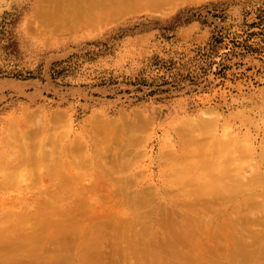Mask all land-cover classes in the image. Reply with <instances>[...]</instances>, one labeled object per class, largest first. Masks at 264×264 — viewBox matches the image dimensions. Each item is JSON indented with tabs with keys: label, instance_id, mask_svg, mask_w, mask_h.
I'll list each match as a JSON object with an SVG mask.
<instances>
[{
	"label": "rangeland",
	"instance_id": "obj_1",
	"mask_svg": "<svg viewBox=\"0 0 264 264\" xmlns=\"http://www.w3.org/2000/svg\"><path fill=\"white\" fill-rule=\"evenodd\" d=\"M50 4L54 3L0 0V264H33L39 258L46 261L45 257L52 255L29 258L26 249L35 244L24 246L20 242L34 228L26 215L43 213L48 207L55 208L53 212L61 216L72 217L75 213L87 224L96 216L100 222L102 219L105 223L107 218L108 222L112 221V225L96 224L89 229L95 240L105 233V248L112 246L113 249L110 257L114 251L126 247L131 249L124 250L125 253L133 256L135 245L128 242L134 232L112 226H118L116 222L122 219L129 220L133 213H145L148 218L145 224L151 228L148 232L155 245L163 241L167 248L169 240L175 239V231L166 226L175 227V221L183 216L202 217L199 235L204 240L197 256L204 253L202 256L208 260L216 253L214 259H219L216 256L222 247L220 254L227 258L219 257L226 259V264H264V240L257 241L252 250L249 248V257L242 255L237 259L233 252L239 244H232L226 237L236 223L248 225L235 230L244 243L264 231L262 224L253 225L255 217L264 219V0H179L167 3L169 6L164 4L166 8L163 5L162 10L158 8L160 11L128 13L117 21L85 27L83 32L81 28L75 29L74 33L68 24L61 27L63 32L55 26L56 30L50 31L54 30L52 23H57L56 17L46 16L44 11ZM38 112L41 113L38 117L44 114L42 119L33 117ZM53 113L61 116L58 114L55 119ZM97 117L107 122L106 125L109 122L110 130L114 127L111 124L121 121L119 127L115 126L118 134L132 125L129 128L133 131L128 128L127 133L133 140L127 136L130 140L127 141L122 138L126 132L120 133L122 145H126L122 146L124 150L130 148L127 142L132 143L131 147L135 145L136 133L140 137L144 132L141 136L144 139H137H142L136 143L140 145L129 149L127 160L119 155L123 152L118 149L121 145L115 148L118 141L121 143L120 134L117 138L116 131V135L112 133L115 128L111 130L117 144L115 138L113 142L109 138L110 130L105 138L100 134L102 128L99 129ZM143 118L149 123L148 128L145 124L140 126ZM54 119L56 125L65 126L55 129L56 125L51 123ZM92 121L100 133L94 126L91 128ZM47 125L53 126L56 132L60 129L57 132L60 151L73 140L78 143L80 139L83 143V149L78 146V154L75 153L77 166L67 161L73 155H67L68 159L60 156L71 167L60 159L53 162L54 157L40 164L20 161L24 156L23 144L21 147L17 140H24V132L29 133L36 127L41 128L43 135V127ZM183 125L186 126L182 131ZM121 127L125 128L121 131ZM40 131H37L39 135ZM199 134L202 138L209 137L210 149L217 148L213 142L219 139L224 143L228 140L230 145L236 143L237 149L232 148L231 154L230 150L226 151L224 157H235L238 171L245 175L237 176L256 186L252 190L256 191L252 196L254 205L247 198L249 192L240 191L239 197H231L222 206L219 204L222 202L214 200L216 209L192 211L191 199L179 196L183 191H191V184H197V179L203 177V169L194 164L200 151H192ZM205 147L209 150V146ZM56 161L59 170L69 171L65 179L73 178L74 183L65 181L61 187L56 183L61 182V176L55 177V181L54 176L48 175V167ZM75 173L80 177H75ZM223 184L230 188L227 183ZM225 218L231 225L221 229ZM138 226L135 229L140 231L142 227ZM209 230L212 236L206 243ZM60 238L56 236L37 244L49 245V248ZM176 248L173 254L166 255L167 262L172 255L174 258L181 255H176L179 252ZM238 248L236 254L240 255L241 248ZM209 249L215 253L209 254L206 251ZM137 253L138 250L134 254ZM118 257L123 259L121 251ZM180 258L175 260L180 262ZM73 260L74 264H88L80 257ZM73 260L69 263L73 264Z\"/></svg>",
	"mask_w": 264,
	"mask_h": 264
},
{
	"label": "bare ground",
	"instance_id": "obj_2",
	"mask_svg": "<svg viewBox=\"0 0 264 264\" xmlns=\"http://www.w3.org/2000/svg\"><path fill=\"white\" fill-rule=\"evenodd\" d=\"M176 1H177V3L179 2V0H50V2L55 4V6H54V4H50V5H48L49 7L47 6L48 9H44V11L46 13V16L56 17L57 18V23H52V26H53L52 28H54V26H55L56 29H60L62 26L65 25V27H66V25L68 24L67 27L70 28V30H71V28L74 29V31L71 32L72 30L70 31L67 28L65 30L69 31L71 33H74L75 29H80L81 28L80 29V31H81L85 27L88 28L89 26H94V28H95L97 26H103L104 24H107L108 22H111L113 20L117 21L118 18L120 19L121 16H123L125 14H128V13L129 14L130 13L133 14L134 12L135 13L136 12H140V11L142 12V10L150 11L149 9H151V10L154 9V11H158V10L160 11V9L162 10L164 4L166 6H169L168 4H170L172 2L174 4V2H176ZM181 1H188V0H181ZM56 4H57V6H56ZM58 4H60V6ZM166 6H165V8H166ZM158 8H160V9H158ZM46 21L50 22L48 20V18H46ZM65 27H62V28H65ZM55 28H54V30L50 29V31H52V32L55 31L56 30ZM62 28L60 30H62ZM87 28H85V29H87ZM89 28H93V27H89ZM60 30H58V31H60ZM63 31H64V29L61 32H63ZM81 32H83V31H81ZM38 114L40 115L41 113L38 112L37 116H33V117L34 118L36 117V119H37ZM58 114H59V116H61V113H58ZM58 114H55L56 115V117H55V115L53 113V117L55 119H57V115ZM140 114H139V116H140ZM28 115L29 114H27V116ZM32 115L33 114H31L30 116H32ZM43 115H41L39 117L41 118ZM125 116L126 115H124V117ZM98 117L101 118L100 116H98ZM103 117H104V115L101 118L102 120H103ZM44 118L45 117H43V119ZM95 118H96V116H95ZM99 118L95 119V120L98 121L97 123L100 122L99 125L101 127H99V129L102 128V129H100V131L102 130V132L104 134L102 132L101 133L97 132L98 131L97 130L98 127L96 128L95 127L96 125L94 126V124H95V123L93 124V121H95L94 119L92 121L93 125H91V128H92V126H94L93 129L96 128V132L100 133L101 135H104L105 138H108V136H110L109 138H111V141L114 138L116 139L115 136H114V138L111 137V136H113L112 133L115 134V131H116L117 138H118V135L121 132H119V134H118L116 128L119 127V125L121 124L120 123L121 122L120 119L118 120L120 122H115L114 121L115 124L117 123V125L111 124V126H114L113 128H115V130L113 128H111V130L113 129L112 130L113 132L111 133V130L108 127V126H110V125H108L110 123L108 122V124L106 125L107 122L105 123V121L104 122L100 121L101 119L99 120ZM135 118H137V117L135 116ZM140 118H141V116H140ZM55 119L52 120L55 123L51 121V123H53L54 127L56 125V120ZM60 119H61V117H60ZM107 120L108 119H106V121ZM122 120H124V118H122ZM204 120H206V119H204ZM57 121L60 122L59 118H58ZM145 121L146 120H144V118H143L142 121H141L143 124L141 123L142 125H140V123H139V125L143 126L145 124L146 127L148 128L149 127V125H148L149 123L147 121H146L147 122L146 123ZM46 122H47V120H46ZM46 122H45L44 125H46ZM58 122H57V124H58ZM125 122H126L125 124L127 125V121L126 120H125ZM135 122H136V120H135ZM213 122L214 121H211V124ZM102 123H104L103 127L101 125ZM118 123H120V124H118ZM35 125H38V124L36 123ZM41 126H43V125H41ZM57 126L62 127V126H65V125H56L55 129L57 128ZM115 126H117V127H115ZM129 126H132V125H129ZM129 126H128V128H129ZM185 126L186 125H183L182 127L180 126L182 128L181 129L182 131H183V127L185 128ZM198 126H200V122H199ZM212 126H214V125L212 124ZM59 127H58V129H59ZM104 127L106 128L105 130H108V131H106V133H105V130L103 131ZM196 127H197V125H196ZM36 128L38 129L39 127H36ZM52 128H53V126H49V125H47L46 127H43V129H45L43 131V135H42V132L40 131L41 128H39V130L33 128V130H31V131L29 130V133H27V131H28L27 130L26 133L24 132V135H23L25 137V139L24 140L23 139H18L17 140V142L21 145V147H22V144H23V152H24L23 154H24V156H23L22 160H20V161H22V163L30 164L31 161L36 163V164L37 163L38 164L46 163L48 160H50L49 158L54 157L53 162L55 160L60 159V161L64 165H70V163H72V162L75 163L76 166L78 165L77 163H79V162L77 161L78 159L76 158V155L78 154V152H77L78 150L77 149H79L78 146H80L82 148L83 146H81V145H83V143L79 142L80 139L78 138L79 139L78 143H77V140L76 141L73 140L66 147H63V151H60V147H59L60 146V144H59V142H60L59 140L60 139L57 136L58 135L57 132H59L60 129L57 130V132H56V130L54 128H53L54 129L53 130ZM122 128H125V127H121V131H122ZM135 128L137 129V127H135ZM179 128H177V130H179ZM199 128L201 129V127H199ZM12 129L14 130V128H12ZM127 129L123 130V132H126V133L122 132L123 136L125 134V136L122 137V138H125L127 136L129 137L130 134L127 133L128 130H132L133 131V129H131V127L128 130ZM138 129H140V128H138ZM13 130H11V131H13ZM109 130H110V134H112V135L109 134ZM147 130L148 129H146V131ZM181 130H179V131H181ZM185 130H187V127H186ZM37 131H40V135H42L41 137H40L39 133H37ZM198 131H201V130H198ZM96 132L94 130V133H96ZM134 132H133V134H134ZM138 132H140V131L138 130ZM9 133H10V131H9ZM194 133L196 134V130H195ZM105 134H109V135L105 136ZM121 134L119 135L120 139L118 138V140H121V143H120V141L117 142V139L114 140V141H115V143L116 142L118 143V144L116 143L117 146L115 148H118V145L119 146L121 145L120 146L121 149L120 148H118V149L120 151L122 150L123 152H120V154H119V151L117 149V152H115V154L117 155V153H118L120 156H122V159H124V157H125V160H127L128 158L126 156H128V154H130L129 153V149L130 148L132 149L134 146L137 147V146L140 145V143L137 144V145H136V143L139 142V141L141 142L142 139L141 140H137V139H140V138L144 139V137H141L142 134H144V132L141 133L140 137L137 136L138 134L136 133L135 136L137 137V139L135 141V145H132L133 147H131L132 143H128L127 142V141H130V140L125 138L127 140V141H125V142H127L126 144L128 145V147H130L129 149L126 148L128 151L124 150L125 148L122 149L126 145H122V141L124 142V140L121 139V136H122ZM203 135L204 134H202V136ZM205 135H206V137L208 136L207 134H205ZM130 136H132V135H130ZM208 138L209 137H207V138L203 137L202 138L200 136V134H199V136L197 138L198 140H197V142L195 144L196 146H198V148L195 146L193 148V150H192V151H194V149H199V151H200V152H198L196 150L198 154L196 156L197 159L194 161V164L199 165L200 168L203 169L202 170L203 171V177H199L197 179L198 180L197 184H194V185L191 184V191H186V192L183 191V193H180L179 196H185L186 199L187 198L191 199L189 204L192 206V211H196L197 208H201L200 211H205L206 209H208V210L216 209V208H218V206L217 205H215V206L213 205L214 204V202H213L214 200L216 202H222V203H219L222 206L223 202L226 201V200L231 199V197L232 198L233 197H237V196L239 197V192L240 191L242 193H244V192L248 193L249 192L247 198H248L249 202L252 205H254V201H253L254 197H252V196H255L256 191H252V190H256L255 189L256 186H252L251 182L248 181V179L245 180L246 183L243 182L244 179H242V177H238L237 176L241 172H239L238 171V167H236L238 164L236 163L237 160L234 162L235 157H233L234 159L231 158V157H224L225 152L230 150L229 151V153H230L231 149L236 146V145H234L236 143L232 142L233 144L230 145L229 143H227L228 140L225 141V143H224L223 142L224 140L221 141V139H219L221 141V143H220L219 140L216 141V143H214L215 141L213 142V144L217 148H214V146H212V148L210 149V147H211L210 144H209L210 140ZM130 139H132V138H130ZM198 141H199V144H198ZM217 142L220 143L221 145L217 146ZM205 146H207V149H208V146H209V150H206ZM236 149H237V147H235L233 149V151H235ZM205 150H206V152H205ZM247 150H250V149H247ZM126 151L128 153H126ZM75 153H76V155H75ZM121 153L124 154V156ZM64 155L66 156L65 158L68 157L67 155H73V158L74 157L75 158L74 159L72 158V160H74V161H72L70 159L72 157V156H70L69 159L67 158L68 160L67 159H65V160H67V161L70 160L71 162L67 163V161L66 162L64 161L65 162L64 163L63 162L64 159L62 160L63 157L60 158V156H64ZM131 155H132V153H131ZM131 155H129V157ZM120 156H119V158H121ZM76 161H77V163H76ZM53 162H52V164H53ZM233 162L236 163V164L232 165V166H235V168L234 167L232 168V166H231V163H233ZM55 163H54L53 166L48 167V168H50V173L48 175L49 176L50 175L54 176L52 178L55 181H56L57 177L61 176L62 177V178H60V180L62 179L61 182H56V183H60L61 187H63L67 183L65 181H70V182L74 183V180H72L73 178L72 179L68 178L70 180L65 179V177L68 176L66 174L69 171L66 170L67 172H64L65 169L64 170H59L57 168L59 163H57V161ZM70 167H71V165H70ZM70 171H73V170L71 169ZM63 173H64V179H63ZM72 174H74V171L72 172ZM55 175H57V176H55ZM70 175H71V173H69V176ZM76 175H79V174L75 173L74 176L77 177ZM241 175L243 176L244 174L241 173ZM79 177H77V178H79ZM229 181H230V184H229ZM232 181H234V182H232ZM247 181L249 183H247ZM223 182L227 183L230 186V188H228V186L224 185ZM236 182H238V185H237ZM241 182H243V183H241ZM75 183H77V181H75ZM233 183H236V185L233 184ZM244 183H245V185H244ZM246 184H248V185H246ZM250 184H251V186H249ZM245 186L247 188L249 187L248 188L249 190H246ZM244 187H245V189H244ZM75 191H77V190H75ZM242 195H244V194H242ZM192 196H194L193 199H192ZM51 201H53V200H51ZM53 203H54V201H53ZM231 205H233V204H231ZM53 210H55V208L48 207V208H46L45 211H43V213L40 210L41 213L37 212L35 214H30V215L27 214L26 215L27 217L29 216L31 222L34 224V228L31 229L32 230L31 235L23 237L22 239H20V242H21V245L23 244L24 246L29 245V244H31V245L35 244V245H32L30 247V250H28L29 247L28 248L25 247V248H27L26 250L29 251V254L31 255V256L29 255V258H33L35 255L44 256V255H49L50 253H52V255L50 254L51 255L50 257L49 256L45 257L46 261L41 260V258H39L33 264H70L69 261H72L73 258H77V257H80L82 259L81 261L85 260L86 262H88V264H164L165 263V259H166V264H226V259H222L224 257V254H220V251H222L220 249L222 247L220 249H218L219 247L215 246V249H218L219 256L223 255V257L221 256L222 258L219 257L218 253H217L216 258H219V259H214L215 258L214 256L216 255V253L211 250V249L214 248L213 247L214 245L213 246L211 245L213 248L209 247L211 249L206 250L208 253L210 251H212V253H215L214 256L211 255V257H212V258L210 257V259H212L211 261H209L210 260L209 258H208V260H206L205 259L206 257H204L205 255L202 256L204 253L202 255L198 254L200 256H197L198 251L200 249L202 250V248L200 246L203 245V240H204L203 239L204 236L200 237V235H199L200 230H201V225L200 224H201V222L203 220V219H201L202 217L199 219V218H197L195 216H183V218H180L179 221H175V225H174L175 227L166 226V228H169V230L175 231V239L174 240H171V239L169 240V242L167 243V245H168L167 248L169 246H171V247H169V251H167L168 249L166 248V244L163 241H162V244L160 243V245H155L154 244V238H153L151 232H148L149 230H151V228L148 227L149 225L145 224V222L148 219L147 218V214H145V213H133L131 215V217L129 216L130 217L129 220L128 219H125V220L122 219L121 221H117L116 223H118L120 226L119 225L117 226L115 224L112 226V227H115V226L116 227H122L125 231L134 232V233H132L133 234V238L131 239V241L128 240V242H129V244L131 246L135 244L134 246H132V255L133 256H131V253H128V255L125 253L124 250H128V249L130 250L131 249V248L126 247V249H124V250L123 249H121V250L119 249V251H114L113 257H110L111 252H112L113 249H112V246H110L109 249L105 248V242H104L105 240L103 241V239L105 237H107V236L104 237L105 233H103V235H102V237L100 239L95 240L94 233H90L89 229L91 228V226H94L96 224H101V225L104 224L105 225L107 223L108 224L111 223V225H112L113 224L112 221L108 222V218L106 217L107 221L105 220L106 222L104 223V221L102 219H101L102 222H100V220L98 219L97 216H96L97 219H96V217H94V220H93V217L90 216V217H92V219L90 218L91 220L89 219L91 222L88 220V222H90V223L87 224L84 220L79 219V217L76 216L75 213L73 214L72 217L67 215V214H64L63 216H61V215L58 214L59 212H55L54 213ZM47 212H49V213H47ZM81 214H84V212L83 213L81 212ZM81 214L78 213L79 216ZM94 214L95 213H93V215ZM91 215H92V213H91ZM46 216L47 217L49 216L48 220H47ZM109 220H111V219H109ZM221 222L223 223L221 225V229H223L224 227H225V229H227L226 226L231 225V224H227L226 223V218H225V221L222 220ZM138 224H140L141 225L140 227H142L140 229V231L137 230V228L135 229V227H139ZM148 224H149V222H148ZM255 224L256 225L262 224L263 225V230H264V219L255 217V221H254L253 225H255ZM36 226H37V229H36ZM242 228H248V225L244 227V226H241V225L236 223L231 228L232 232H229L226 235L227 239L232 244L233 243L234 244L235 243L239 244V245H236V251L233 252L235 254L234 256L237 259L242 257V255H243V257H245L247 255H251L250 253H248L249 248H251L250 250H252L256 243H258L260 241L262 242L264 240V231H263L259 235L253 236L252 239L251 238L247 239V242L244 243L242 238H240V239L238 238V234L235 231V230L242 229ZM28 229H30V227ZM128 232H125V233H128ZM208 232H209V234L205 235L207 237L206 243L208 242V240L211 239V236H212L211 230H209ZM112 233H114V235H118V234H116L113 231H112ZM251 233H253V232H251ZM254 234H255V232H254ZM56 236H59L61 238L58 239V240H54L56 242V245H50L49 248H48L49 245L46 246L47 247L46 248L45 246L42 247V245L37 244V243H39L41 241H48V240H50L52 238H55ZM147 236H149L148 240L146 239ZM117 238H118L117 236H113V239H117ZM151 238H153V239L151 240ZM148 241L149 242L151 241L152 244H149ZM103 243H104V246L102 245ZM179 243L180 244L181 243L187 244V245H185L186 246V249H185L186 251L183 250L185 248V246L182 247V244L180 245ZM153 244L155 246H152ZM174 244H176V246H177L176 249H178V251H179L176 255L181 254V255H178V256L175 255L176 256L175 258H180V256L181 257L183 256L184 259L182 260V258H180L181 260L179 259L180 260V262H179V261H177L178 259L175 260L174 255H172L171 256L172 258L171 259L169 258V262H167L168 257L166 255L174 253L173 249L176 247ZM150 245H151V247H150ZM173 245L175 247H173ZM179 245L183 249H180L181 247L178 248ZM53 246H55L53 248L54 251H53V249H51V247H53ZM135 246H137L139 248L136 249ZM239 246L241 248V250L239 251V253L241 252L240 255L236 254V253H238V250H239L238 247ZM38 247H41V248L38 249ZM199 247H200V249H199ZM232 247H233V245H232ZM234 248H235V245H234ZM237 248H238V250H237ZM164 249H166V252L167 253L169 252V253L166 254ZM176 249H175V252L177 251ZM215 249H213V250H215ZM50 250H51V252H50ZM136 250H138V253L134 254L136 252ZM163 250H164V252H163ZM120 251L123 253V259L118 257ZM253 254H255V253H253ZM258 255H259V253H258ZM105 256L106 257L108 256V258H106ZM247 257H249V256H247ZM69 258H71V260ZM131 258H133V259H131ZM73 264H74V260H73Z\"/></svg>",
	"mask_w": 264,
	"mask_h": 264
}]
</instances>
